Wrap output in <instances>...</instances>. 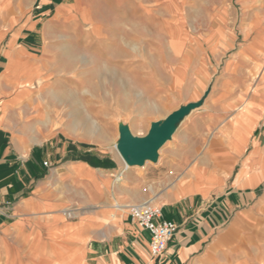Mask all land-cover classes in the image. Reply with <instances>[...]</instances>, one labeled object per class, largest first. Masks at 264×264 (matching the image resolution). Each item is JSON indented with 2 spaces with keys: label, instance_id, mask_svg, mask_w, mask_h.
Wrapping results in <instances>:
<instances>
[{
  "label": "crops",
  "instance_id": "obj_1",
  "mask_svg": "<svg viewBox=\"0 0 264 264\" xmlns=\"http://www.w3.org/2000/svg\"><path fill=\"white\" fill-rule=\"evenodd\" d=\"M90 3L0 0V264H214L206 259L225 218L264 208V82L247 98L224 90L219 112L190 128L154 167L129 168L120 180L123 166L113 158L53 141L54 124L33 99L44 90L29 84L45 69L50 48L69 42L89 18ZM243 8L245 35L264 30V0ZM220 11L210 16L212 39L225 38L235 19ZM142 203L161 206L178 225L158 258L150 255L148 232L129 215Z\"/></svg>",
  "mask_w": 264,
  "mask_h": 264
},
{
  "label": "rangeland",
  "instance_id": "obj_2",
  "mask_svg": "<svg viewBox=\"0 0 264 264\" xmlns=\"http://www.w3.org/2000/svg\"><path fill=\"white\" fill-rule=\"evenodd\" d=\"M153 1L91 0L89 18L72 30L69 42L50 48L48 60L43 58L45 69L29 84L44 90L33 99L37 97L42 107L41 118L46 113L53 120L46 118L54 124L53 141L66 142L73 151L106 155L122 167L124 160L114 146L120 123L144 136L153 122L200 101L159 150L157 162L130 167L144 171L177 146L190 128L219 112L224 90L234 88L247 98L264 82V51L259 57L253 54L262 45L264 30L253 29L248 36L240 27L243 7L251 0ZM133 6L138 10L134 15L128 13ZM213 9L221 10L220 17L230 10L235 16L227 21L225 38H211ZM37 49L35 53L42 55L41 47ZM239 108L228 112L227 120ZM259 129H264V122ZM233 216L225 218L223 234L206 261L264 264V208L247 207L239 220Z\"/></svg>",
  "mask_w": 264,
  "mask_h": 264
},
{
  "label": "water",
  "instance_id": "obj_3",
  "mask_svg": "<svg viewBox=\"0 0 264 264\" xmlns=\"http://www.w3.org/2000/svg\"><path fill=\"white\" fill-rule=\"evenodd\" d=\"M201 102H190L169 113L162 121L153 122L148 133L136 136L126 124H119L117 150L129 166H143L157 162L159 149L170 141L182 122Z\"/></svg>",
  "mask_w": 264,
  "mask_h": 264
},
{
  "label": "built area",
  "instance_id": "obj_4",
  "mask_svg": "<svg viewBox=\"0 0 264 264\" xmlns=\"http://www.w3.org/2000/svg\"><path fill=\"white\" fill-rule=\"evenodd\" d=\"M44 164L48 165L49 163L44 162ZM66 215L73 216L71 211H67ZM129 215L144 231L148 232L151 257H160L177 233L178 225L173 220L164 217L161 206L151 203L132 205L129 208Z\"/></svg>",
  "mask_w": 264,
  "mask_h": 264
},
{
  "label": "bare ground",
  "instance_id": "obj_5",
  "mask_svg": "<svg viewBox=\"0 0 264 264\" xmlns=\"http://www.w3.org/2000/svg\"><path fill=\"white\" fill-rule=\"evenodd\" d=\"M190 12H192V11H190ZM179 124H181V122H180ZM118 130H119V126H118ZM134 135H135V134H134ZM136 136H137V135H136ZM114 146L117 148V142L114 144ZM161 148H162V147H161ZM161 148H160L159 150H161ZM147 162H148V161H147ZM123 163H124V166H123V169H122V171H121V174H122L124 171L128 170L130 167H132V166L127 165L125 161H124ZM145 164H146V163H145ZM143 166H144V165H143Z\"/></svg>",
  "mask_w": 264,
  "mask_h": 264
}]
</instances>
